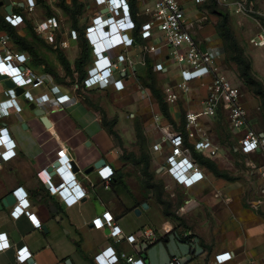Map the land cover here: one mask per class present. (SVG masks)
Listing matches in <instances>:
<instances>
[{
  "label": "crops",
  "instance_id": "crops-1",
  "mask_svg": "<svg viewBox=\"0 0 264 264\" xmlns=\"http://www.w3.org/2000/svg\"><path fill=\"white\" fill-rule=\"evenodd\" d=\"M21 1L9 0L13 6L12 12L19 14L16 9L20 7L21 15L27 20V16L31 14L23 9ZM178 1L191 23L195 41L207 51L219 48L223 52L222 58L216 63L220 71L232 79L226 69L229 63L217 31L222 17L212 11L210 0ZM44 2L53 12L61 13L57 16L54 12L56 16H53L60 23L55 44L75 70L82 51L80 32L72 27L71 21L68 27L63 26L61 18L65 14L60 7V0ZM72 2L73 0H66V3L71 4L70 7ZM78 2L82 3L81 0ZM154 2L130 0L131 11L133 8L135 11H132V16L136 23L148 20L145 10L152 7ZM218 3L220 11L227 10L230 26L245 55L251 61L253 74L264 84V46L255 47L251 43L264 31L263 28L253 20L254 26L249 28L248 20L251 19L235 10V15L241 16L235 22L238 26L236 28L228 6L221 0H218ZM1 6L5 11L2 15L5 16L8 5L3 3ZM38 8L37 4L35 11ZM47 15L45 10L38 23L50 18ZM93 16V11L85 5L83 13L78 17L79 27L83 29V33ZM66 19L70 20V17L66 16ZM72 31L79 35L77 39L71 37ZM4 35H7V32L0 30V36ZM155 37L161 41L160 50L155 54L145 55L142 49L143 41L139 38L138 44L128 50L127 55L134 62L133 67L129 68L126 74L115 73V77L123 80L125 85L121 92H117L110 84L76 93L73 89L75 83L71 85L58 83L50 74L34 67L46 78L47 88L27 89H30L37 98L46 95L49 88L54 95L43 104H35L28 94L22 95L21 91L17 103L2 105L1 102L6 99L4 93L10 86L7 82L10 81L4 80L0 83V107L3 110L0 116V129H8V135L15 143L16 151L15 158L9 162H2L0 167V200L21 188L27 193L31 212L42 224V229H37L26 216L18 220L13 219L12 208L0 210V234L6 233L11 245L9 250L0 253V264H16V253L21 247H27L32 253L29 263L36 264H96L95 256L109 247H113L120 256V264H129L128 257L143 260L146 264H169L175 260L180 264H217L216 256L226 252L233 256L226 264H264V221L259 219L245 198L247 190H198L197 194L201 196L196 197L195 202L189 201L187 204L188 201H185V231H182V227L178 228L177 223L165 214L161 205L145 200L141 191L137 192L133 188L132 164L139 161L143 155L137 125L142 127L144 144L147 147L148 145L152 147L162 137L158 129L152 128L159 110L154 108L151 116L143 112V103L151 100L153 93L148 86L151 79L160 75L161 82L167 86L179 81L180 71H184L192 92L182 96L181 101L185 105L196 106V110H190L194 112L203 110L207 96L204 85L210 81L209 78L198 79L187 64L180 66L170 60L168 58L170 50L163 42L162 33L156 31ZM8 47L19 52L11 38ZM157 63H164L167 72H157L155 70ZM90 64L91 60L86 66L84 79L89 75ZM55 71L60 77H65L59 60L56 61ZM74 76L77 77V73ZM66 82L70 83V79H66ZM195 94L201 97V101L194 104ZM59 95L69 96V101L63 105L59 104L56 101ZM169 108L172 120L178 122L180 118L178 103L169 105ZM39 109L45 111L44 116L35 115V110ZM222 115L226 117L228 123L227 114ZM140 116L146 118L142 119ZM218 117L210 120L214 121ZM137 118H141L139 123ZM162 121V125L171 124L165 117ZM183 127L184 124L182 127L178 125L176 129ZM62 147L66 149L77 184L86 191V197L71 207L67 206L60 196L50 191V184L57 185L60 182L56 173L53 176L49 173V168L52 163L57 162L58 152ZM254 158L257 162L260 161L259 158ZM100 159H104L106 165L113 169L112 179L116 175L122 178L124 187L113 186L111 180L106 188V184L98 175V169H93L94 164ZM74 165L77 172H74ZM88 170L92 171L86 174ZM206 175L207 180L188 189L177 186L169 176L167 177L176 187L190 193L196 187L210 184V175L207 172ZM243 193H246L244 198ZM144 204L148 205L147 209L143 208ZM54 208L57 210L56 213L53 212ZM138 209L141 211L139 216L135 214ZM153 210L160 215V222L157 224L150 219ZM107 212L121 228L123 238H111L108 229L94 228L93 220ZM43 227L47 228V233ZM128 236H134L136 241L127 242ZM123 254L126 257L122 258Z\"/></svg>",
  "mask_w": 264,
  "mask_h": 264
},
{
  "label": "built area",
  "instance_id": "built-area-1",
  "mask_svg": "<svg viewBox=\"0 0 264 264\" xmlns=\"http://www.w3.org/2000/svg\"><path fill=\"white\" fill-rule=\"evenodd\" d=\"M94 16L84 30V38L87 40L91 64L89 75L82 84H74L76 93H81L87 89L112 84L117 92L125 89L123 80L117 79L115 73L126 74L129 68L133 67L132 59L127 55L130 48L138 44V38L134 36L138 30V37L143 41V53L155 54L160 50L161 41L155 37V32L162 33V39L166 47H169L168 58L180 66L187 64L196 74L198 79L209 78L210 81L204 85L207 89V96L204 100L203 110L200 112L189 111L185 115V123L182 129H176L171 124L162 125L163 116L161 113L155 116L152 128H156L162 134L161 140L153 144V151L162 155L167 152L165 162L161 164L158 172H163L179 187L192 188L207 180V175L203 167L194 159V152L202 157L215 160L219 157L220 147L209 137L203 126V119H215L220 114L226 113L229 128L233 134L238 136L237 149L244 156H254L259 158V162L253 163L250 167L253 174L257 175L261 183L259 190V206L264 207V133L256 129L257 112L250 113L246 106L245 94L240 88L235 86L231 80L220 71L217 61L223 56L219 48L211 51H203L191 32V23L183 12L178 0H154L152 7L145 10L148 20L143 22L139 28L134 21L130 6V0H81ZM206 1V0H196ZM23 9L32 14L37 8V0H22ZM5 20L12 27L18 28L25 23V19L20 14H6ZM60 27L59 20L55 17L36 24V32L49 44H55L57 40V30ZM131 34V35H130ZM76 31L71 32L73 39L78 38ZM10 38L8 35L0 36V71L10 72L12 79L18 84L26 83L23 86V94H28L33 103H45L54 94L51 88L42 97H35L30 89L47 88L46 78L39 74L33 67L32 58L28 53L16 52L8 47ZM251 43L255 47L264 46V31L253 39ZM14 68H13V67ZM157 72L166 73L167 68L164 63L155 65ZM184 71H180L181 79L173 85H167L164 89L165 102L169 105L177 104L182 96L192 92L191 84L185 79ZM8 78L5 80L11 81ZM4 80L0 79V83ZM14 88H8L5 96L12 93ZM69 96L59 95L56 101L63 105L69 101ZM4 101L1 103L3 104ZM3 110L0 107V116ZM16 156L15 143L8 135V129H0V167L2 162H9ZM60 163L56 169L59 183L50 184V191L57 194L64 203L71 207L81 202L86 197V191L76 182V176L72 172V164L66 155V149L58 152ZM98 175L106 184L114 176L113 169L106 165L98 169ZM51 181V180H50ZM17 195V202L12 207L11 217L18 220L26 216L35 228L42 229V224L36 215L30 210V202L27 193L21 188L14 192ZM189 201L187 202V204ZM18 213V215H14ZM94 228L108 229L111 238H123L122 230L115 224L110 213H104L101 217L93 220ZM0 253L11 248L6 233H1ZM150 236V235H147ZM127 242L134 243L136 238L128 236ZM122 258L126 257L124 254ZM231 253L226 252L216 256L217 264H226L232 260ZM32 253L27 247H21L16 253V264H36L29 263ZM96 264H120V256L116 254L113 247H109L98 253L94 258ZM129 264H146L143 260H134L128 257ZM169 264H180L175 260Z\"/></svg>",
  "mask_w": 264,
  "mask_h": 264
},
{
  "label": "rangeland",
  "instance_id": "rangeland-1",
  "mask_svg": "<svg viewBox=\"0 0 264 264\" xmlns=\"http://www.w3.org/2000/svg\"><path fill=\"white\" fill-rule=\"evenodd\" d=\"M221 2L225 6H228L229 12L232 16L233 24H235L236 28H238V26L235 22L241 16L235 15V10L237 13H240L245 17L251 19L248 20L250 22L248 24L249 28L254 26L253 21H255L264 30V0H221ZM70 5L66 3L67 7H70ZM66 6L62 5V9L67 8ZM223 11L227 13V10ZM4 12V7L1 6L0 13L4 14ZM54 12L57 16L61 14L58 11ZM54 12L52 11V15L56 16ZM43 13H45V10L42 5H39L37 11L27 16L28 21L26 22V24L16 29V35L17 37L26 39L30 44H32L38 51L40 58L44 62H46L49 68L55 70L56 61L58 60L56 54V44L46 43L38 35L35 29L36 23H38V20L43 16ZM64 14L65 16L62 17L64 19L61 18V22L63 26L68 27L70 23L69 20L66 19V16L69 15L66 11H64ZM59 38L60 37H58V41L60 40ZM14 42L15 41H13V43ZM37 67L43 73L45 72V67L43 65H39ZM226 69L227 71H229V75H231V82L235 86L240 88L245 94L246 106L248 107L250 113H254L256 107L259 106L258 99L253 94V90L255 91V89L242 83V81L239 79L237 67L235 64L229 63ZM155 82L156 89L160 90L162 97L165 100L164 89L166 87V83L161 82L160 75L155 78ZM168 85L173 84L170 83ZM151 96V100H147V102L145 101V103H143V112L145 114H148V116H151V112H153L154 108L158 110L160 109L157 95L152 93ZM200 99L201 97L195 94L194 104L200 102ZM178 108L180 111V118H178V122L168 119L175 128L178 125L180 127L183 126L185 122V115L191 109H197L196 106L185 105V103L181 101V99L178 102ZM140 117L142 119L144 117L146 118V116ZM141 118H137V122L141 120ZM203 124L205 131L208 133L209 137H211L221 147L220 157L216 160H210L216 164L219 176L213 174L211 170L201 165L199 160L194 156V159L197 161V163L200 164L203 169L210 175L211 182L207 185L208 188L207 186H200L194 188V191L192 190L190 193H188L187 191L176 187L174 184H172V182H170L167 175H164L163 172H158L160 165L165 162L167 152H165L163 155L156 156L153 153V146L151 147L150 145H148L147 147L145 146L144 142H141V148L143 151V155L149 158L150 168L147 169L145 167L147 161L144 163H138V161H135V163L132 164L131 170L133 171L132 176L134 178L131 182H133V188L137 192L140 190L145 200H149L152 201V203L161 205L165 214L168 215V217L172 218L175 223H177L178 228L182 227V231H185V201L195 202V198L201 196L200 194H197L198 190H247L246 193L248 192L249 195L247 193L245 197L246 193H243V198L245 197L247 201H249V203L252 205L251 207L256 211L259 219L264 221V207L259 206L260 193L258 192V189L260 188L261 183L257 175L253 174V170L250 167L253 163H256L257 160L253 156H244L236 151L238 136L234 135L228 128V123L225 116L221 114L219 115L218 119L214 121L205 119L203 121ZM256 129L264 131L263 115L261 117V122H257ZM217 183L219 184L218 186ZM216 187L219 189H217ZM159 216L160 215L153 210V216H151L150 219L153 223L157 224L158 221L160 222Z\"/></svg>",
  "mask_w": 264,
  "mask_h": 264
},
{
  "label": "trees",
  "instance_id": "trees-1",
  "mask_svg": "<svg viewBox=\"0 0 264 264\" xmlns=\"http://www.w3.org/2000/svg\"><path fill=\"white\" fill-rule=\"evenodd\" d=\"M60 2H61L60 3L61 8H62V5L66 6V0H60ZM210 2H211L212 11L214 13L219 14L222 17L221 22L218 25L217 31H218V36L220 40L222 41L223 49L227 55V63L235 64L237 67L239 79L242 81V83L244 85H247L255 89V91L253 90V94L255 95V97L258 99V102H259V112H257V114L255 115L257 118V122H261V117L262 115L264 116V84L260 80H258L253 74L251 61L245 55L243 48L240 46L230 26L228 13H225L219 10L218 0H210ZM37 4L42 5V7L46 10L48 14L47 15L48 17L50 18L53 17L52 10L50 9V7L45 5L44 0H37ZM84 6L85 5L83 3H79L78 0H73L72 7L66 6L67 8H63V10L65 9L64 11H66L70 17L69 21H71L72 27L80 32V42L82 46L81 56L76 62L75 70H73V68L71 67L64 53L59 48H56L57 58L65 71V77L63 78L60 77L59 74L54 69L48 67L46 62H44L40 58L38 51L32 44H30L24 38L17 37L16 29L6 22L5 16H3L1 13H0V30L6 31L7 35L13 41H15L14 44L17 47L19 52H25L31 56L32 58L31 66L33 67V69H35L34 67L43 65L45 67V72L50 74L54 78V80L58 83H62L64 85H71L73 83L82 84L84 81V78L86 77V66L90 63V60H91L90 48H89L88 42L84 38L83 29L79 27L78 17L83 13ZM16 11L20 15L22 14L20 7H17ZM132 11L135 12L134 8ZM27 21L28 20H25V24ZM143 22L137 23L138 28ZM138 32L139 31L136 30L134 33L137 38H139ZM75 73H77L78 75L77 77L74 76ZM66 79H70V83L66 82ZM149 87L151 88L153 94H156L158 97V103L160 106L159 113H161L163 117L172 120L170 108L168 104L163 99L160 90L156 89L155 78L151 79ZM260 131L264 133V131L262 130ZM112 133L116 137H118L114 132ZM137 134L140 139V142H145V137L143 136L142 127H140V125H137ZM194 156L199 160L201 165L211 170L213 174L219 176L217 166L213 161H210V159H206V158L204 159L201 155H198L195 152H194ZM146 161L147 163L145 164V167L149 169L150 161L148 157L142 155L138 163H144ZM112 185L113 186H123V187L125 186L122 178H120L118 175H116L112 179Z\"/></svg>",
  "mask_w": 264,
  "mask_h": 264
},
{
  "label": "water",
  "instance_id": "water-1",
  "mask_svg": "<svg viewBox=\"0 0 264 264\" xmlns=\"http://www.w3.org/2000/svg\"><path fill=\"white\" fill-rule=\"evenodd\" d=\"M3 3H6L8 5L7 8H6V12H7L8 15H11L13 13L12 12V7L13 6L10 4L9 0H5L4 2H0V5H2ZM201 49L204 52L206 51L204 47H201ZM0 79L5 80V79H7V77L6 76H3V77L0 76ZM7 85L8 86L10 85L9 88H14V85L11 83V81L7 82ZM15 90H16L18 95H21V91H23L22 89H19V88H15ZM32 108L35 109V106L32 105ZM35 111H36L35 115L37 117H42V116L45 115V111L44 110L39 109V110H35ZM59 165H60L59 162H54V163L51 164V166L49 168V173H51L52 176L54 175V173H56V169L59 167ZM105 165H106V161L104 159H100L96 164H94L93 169H99V168H101V167H103ZM91 171L92 170H88L86 172V174H89ZM74 172H77V168L75 167V165H74ZM16 202H17L16 194L14 192L10 193V194H8L7 196H5L4 198H2L0 200V210H2L3 208L10 209L16 204ZM143 208L147 209L148 205L144 204ZM53 212L56 213L57 210H55V208H54ZM135 214L139 216L141 214V211L138 209V210L135 211ZM43 230L46 233L48 231L46 227H43Z\"/></svg>",
  "mask_w": 264,
  "mask_h": 264
},
{
  "label": "clouds",
  "instance_id": "clouds-1",
  "mask_svg": "<svg viewBox=\"0 0 264 264\" xmlns=\"http://www.w3.org/2000/svg\"><path fill=\"white\" fill-rule=\"evenodd\" d=\"M0 76L1 77L6 76V77L12 79V76H11L10 72H4V74H1V71H0ZM11 83L14 86H16V88H19V89H23V86L26 85L25 82H23L21 84H18L17 81H15L14 79L11 80ZM18 98H19V95L17 94L16 90H13L12 93H10L8 96H6V99L4 100L2 105L17 103L18 102ZM14 215H18V213H15ZM0 238L3 239L4 237L0 236ZM6 246L7 245L5 244L4 247H6Z\"/></svg>",
  "mask_w": 264,
  "mask_h": 264
},
{
  "label": "snow or ice",
  "instance_id": "snow-or-ice-1",
  "mask_svg": "<svg viewBox=\"0 0 264 264\" xmlns=\"http://www.w3.org/2000/svg\"><path fill=\"white\" fill-rule=\"evenodd\" d=\"M0 239H2V238H0ZM3 246H5V245H0V247H3Z\"/></svg>",
  "mask_w": 264,
  "mask_h": 264
}]
</instances>
